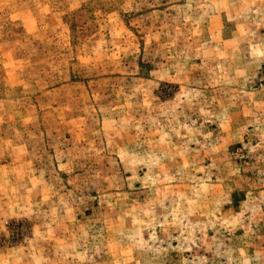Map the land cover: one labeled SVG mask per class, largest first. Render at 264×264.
Here are the masks:
<instances>
[{
	"label": "rangeland",
	"instance_id": "1",
	"mask_svg": "<svg viewBox=\"0 0 264 264\" xmlns=\"http://www.w3.org/2000/svg\"><path fill=\"white\" fill-rule=\"evenodd\" d=\"M0 264H264V0H0Z\"/></svg>",
	"mask_w": 264,
	"mask_h": 264
}]
</instances>
